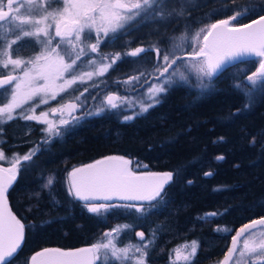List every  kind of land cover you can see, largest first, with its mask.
Returning <instances> with one entry per match:
<instances>
[{
  "label": "trees",
  "instance_id": "16d2710c",
  "mask_svg": "<svg viewBox=\"0 0 264 264\" xmlns=\"http://www.w3.org/2000/svg\"><path fill=\"white\" fill-rule=\"evenodd\" d=\"M213 1L198 0L187 10L188 14L183 12L175 17L174 24L157 29L160 33L154 25L152 34L147 32L144 40L151 45L158 43L162 57L163 51L171 48L172 37L186 31L194 34L202 27L201 23L209 19L214 23L234 14L228 10L210 12L214 6L243 3L239 8L254 9L244 17L246 21L258 18L257 13L264 14L260 12L264 0H219L221 3L217 4ZM129 44L114 46L122 55L110 72L107 90L122 88L132 59L138 63L137 70L154 69L157 62L161 63L162 58L155 61L154 51L145 53L146 59L126 55L132 51ZM195 46L186 44L177 55L183 56ZM36 49L32 40L23 39L14 46L12 54L28 56ZM256 60L228 66L205 89L198 87L200 81L194 69L181 67L188 80L173 84L162 93L159 103L142 114L140 107L147 103V91L139 89L140 84L123 88L120 92L138 106L133 119L125 121L128 115L108 110L54 139L45 134L40 123L25 120L21 115L0 123V147L6 156H23L38 149L32 161H21L16 180L7 191L12 208L26 229L24 246L11 264H30L31 256L45 248L91 247L104 241L105 233L125 225L130 227L113 234L117 247L142 246L151 241L145 264H171L173 249L192 241L196 242L197 251L188 264H220L237 231L264 217V86L251 85L247 80L258 68ZM182 61L189 66L196 63L187 57ZM172 71L169 69L165 75ZM203 82L208 83V78L204 77ZM107 90L104 94L112 92ZM89 92L81 97L85 106L94 91ZM3 102L0 97V104ZM107 156L129 158L130 171L134 173L172 172V180L161 193L163 198L139 203L103 202L135 204L142 207L141 212L116 207L107 212L101 210L100 214L89 213L84 201L68 195L69 173ZM2 165L10 168L11 161ZM51 175L56 178L54 187H43ZM258 229L264 226L249 231L241 239ZM137 232L144 233L143 241ZM259 258L256 253L248 261L264 264V259Z\"/></svg>",
  "mask_w": 264,
  "mask_h": 264
},
{
  "label": "snow or ice",
  "instance_id": "6c2138e0",
  "mask_svg": "<svg viewBox=\"0 0 264 264\" xmlns=\"http://www.w3.org/2000/svg\"><path fill=\"white\" fill-rule=\"evenodd\" d=\"M185 0H178L181 5V10L173 9L166 12L168 0H135V2L125 3L124 0H0V24L8 21L10 24V32L0 36V43H3V49L0 50V67L7 69L9 65L13 66V70L25 67L23 75L8 74L0 78V89L8 91L6 85H12L11 100L3 107H0V117L7 113V119H13L12 112L19 108L21 103L40 97L39 103H47L44 99L50 92L53 98L56 93L53 89L65 90V85L71 86L78 78L74 74V66L79 67L77 61L81 56L86 55L85 49L81 47L77 52V46L80 43H85L91 53H97L102 43L101 34L106 42L110 33L119 38L117 33L129 26L130 22L138 17L151 14L155 19L157 15L161 19H166L167 16H180L183 14V4ZM52 4L59 5L58 8H51ZM22 9L24 14L33 17L39 12L41 15L38 19L30 18L29 20H21ZM254 11L251 8H238L234 14L226 19H218L214 23H206L200 27L194 34L186 31L179 37H172L170 40L171 48L165 49L161 57V49L158 47H137L126 55L131 57L143 58V54L150 53L155 50L157 59L163 60V64H157L154 68L159 76L156 77L157 84H153L149 89V99L152 103L142 104L140 114L147 112L149 108L154 107L159 103V95L168 90V87L175 83V78L181 81H187L188 77L185 72L180 71V67L192 68L197 72V79L200 81L198 87L205 89L209 87L212 78L220 71V69L228 62L239 58L246 54H254L258 57H264V14L257 13L258 18L252 19L250 23H241V17H244L248 12ZM260 12L264 13V6L260 7ZM15 13V14H14ZM214 15H216L214 13ZM49 19L55 24V36L50 35L49 28L52 24H46ZM20 20V24L11 27L12 22ZM24 24H31L30 29L22 27ZM43 25V26H41ZM256 27H253V26ZM93 30L95 31V43L87 44L86 42L93 38ZM15 35L10 43H5L7 35ZM43 36V39H41ZM59 37V41L53 46V41ZM32 39V42L39 46V51L34 58L25 61L21 58H12L9 49L12 45L17 44L22 39ZM193 47L192 51L184 52V55H177L178 52L184 51L185 45ZM65 57H68L70 62H65ZM74 57V58H73ZM190 58L196 63L191 66L179 65L178 62L185 58ZM120 58V54H116V58L112 60L115 64L116 59ZM95 63V61H92ZM108 65L101 69L107 70ZM169 69L173 71L165 78V74L169 73ZM69 73L71 79L65 80L64 83L58 84V80L64 78V73ZM91 77V73H88ZM143 75V73L141 74ZM208 78V83L203 82V78ZM131 79H139L134 77ZM247 80L251 85L260 84L264 86V60L259 62V66L255 72L247 76ZM251 90V89H249ZM79 99V98H77ZM113 95L106 97V101L111 108H116ZM38 106V105H37ZM73 110L77 105L72 104ZM35 109H33V112ZM53 112L57 111L52 109ZM103 109H97L95 113L100 114ZM44 117V119H41ZM47 114L41 112L37 115H24L25 120H36L47 124L43 130L48 136H59L61 129L53 122L49 121ZM133 116H125L124 120H131ZM73 119H79L73 117ZM0 119V123H4ZM69 121L61 120L60 124H68ZM37 150H32L23 156L16 155L12 159L11 167L4 169L0 168V264H11L13 254L17 252L21 242L24 239L25 225L21 223L15 215L7 208V197L9 185L16 180L17 171L21 167V161H32L37 154ZM4 155L0 152V159H4ZM223 159V157H218ZM108 161H118V164L107 163ZM128 160L124 157H106L105 160H98L95 164L87 165L85 168L74 169L69 173V184L67 193L75 199L85 201L84 207L89 213L100 214L101 210L105 212L116 207L127 209H135L137 212L143 211L142 207H137L135 204H107V203H92L95 200L109 201L113 196H118L122 200H148L154 201L157 198H163L161 193L164 186L172 180V172L164 173H146L143 176H138L131 172L127 165ZM211 175V173H206ZM55 181V177L49 176L43 187L50 188ZM210 215H216L212 213ZM264 226V217L259 220H253L251 224H246L244 227L232 237V247L228 249L225 255L223 264L232 259L233 253L236 252L237 238L246 230L253 226ZM128 225L118 226L112 229L111 232L104 234L108 238L106 242L103 240L93 244L89 248H81L75 250H62L59 248L44 249L31 257V264H94L98 257V253L103 249L104 256L108 259L101 261V264H115L116 261L129 260V252L134 249L140 254L136 264H145L147 255L146 249L151 241L141 245H132L125 247H117L114 239L110 238L114 233L126 230ZM254 234V233H253ZM137 236L144 240V233L137 232ZM197 244L191 242V252L186 254L184 259L190 261L195 256ZM245 252L257 253L264 257V232L260 233V240L251 246L247 240L244 242V251L240 252V257L243 258ZM179 255V253H178ZM40 258L39 260L37 258ZM8 258V259H6ZM240 264V261H237Z\"/></svg>",
  "mask_w": 264,
  "mask_h": 264
},
{
  "label": "rangeland",
  "instance_id": "374dc122",
  "mask_svg": "<svg viewBox=\"0 0 264 264\" xmlns=\"http://www.w3.org/2000/svg\"><path fill=\"white\" fill-rule=\"evenodd\" d=\"M200 1L201 0H199V2ZM124 2L125 3H131V2H135V0H124ZM173 3H175V4H173ZM196 3H198V0H185V2L183 4V12H185V14H186L187 10L188 9L190 10L191 8H193L196 5ZM213 3L217 4V3H221V2L219 0H214ZM239 4L241 5L243 3H239ZM239 4L233 5V7L232 6L227 7L225 4H220V5H217L216 8H214L215 7L214 6V7H212V9H209V10H210V12L213 10L214 12H216V14L227 12V10L235 12V10L238 9L239 7H243V6H240ZM245 6H246V4H245ZM50 7L51 8H58L59 5L52 4ZM173 9H176L177 11L181 10V5L178 3V0H170V2H168V5H167V8L165 9V11L170 12ZM187 14H188V12H187ZM40 15H41V13L37 12L34 14L33 17H30L28 14H24L23 9H22L21 20H29L30 18L38 19ZM175 17H179V16L172 15V16H167L166 19H161L160 16L157 15L156 18L154 19L151 14H148V15H145L143 17L136 18L134 21L130 22L129 26H126L124 29L120 30L117 33L119 38H116L115 36H113L110 33L109 38H107V40L105 42V40L103 38V34H101L102 43H101L97 53H91L90 49L86 47L85 43L78 44L77 52L79 51V49L81 47H83L85 49L86 55L81 56V59L79 61H77V64L79 65V67L74 66V74L78 77L76 79L75 83H73L71 86L65 85L64 91H60V89H53V91L56 93L55 98H53L52 93L50 92L47 96L44 97V99L47 101V103H39L40 97H35L33 99L26 100V101L22 102L19 108H16L13 110V112H12L13 118L20 116V115L24 116V115H33L34 114V115L39 116L41 112L46 113L47 114L46 118L49 121L53 122L58 128L61 129V134L59 136H48V134L45 132V134H47V136L49 138L54 139L56 137L63 136L66 132H69L70 130H73V128H76L77 126L83 124L85 122V120L89 119L90 117L103 115L105 112H108V110L111 111L114 109V110H116V113L119 115L123 114V115H128V116H135V114H138V111H137L138 106H136V103L134 102L133 99H131V98L127 99L120 91H122L123 88L129 89V88L134 87L135 85L140 84V85L144 86V90L147 91V99L145 101L147 103H145V104L152 103V101L149 99L148 89L153 84H157L160 82L156 79V77L159 76V73L156 72L153 69V67L152 68L151 67H149V68L145 67V69L143 68V70H137L138 63H136L135 59H132L133 60L132 65H130L132 68L128 67L126 69L129 72V74L127 75V81L125 82L123 80V82H121L122 88L112 87V90L111 89L107 90L106 88L110 87V84H109L110 78H108V77L110 75V72L113 70L114 66L116 65V64L112 63V60L114 58H116L117 53L122 55L119 51L120 49L114 48V46H116V47L120 46L121 47L123 45L130 43L129 45L130 46L132 45V46L128 49H131V50H134L135 48L140 47L141 45H143L144 48H146V47L150 48L153 46L160 48L159 47L160 45L158 43L151 45L150 42H148L147 40L145 41L144 39L146 36L149 35L148 33L152 34L151 31H152V29H154V27H153L154 25L156 26V28H155L156 32H158L160 30L161 26H166L167 24H174L175 23V20H174ZM211 20L212 19H209L208 21L203 22L200 25H202V27H203L206 23H211L212 22ZM20 23H21L20 20L12 22L11 27H15L16 24H20ZM45 23L46 24H52V27L49 28V33H50V35L55 36V24L52 22V20L49 19ZM41 26H43V25H41ZM22 27H24L25 29H30L31 24H24V25H22ZM157 29H159V30H157ZM9 32H10V24L8 21H5V22H3V24H0V36L5 35L6 33H9ZM158 33H160V32H158ZM14 38H15L14 33L9 34V35H7L6 40L4 42L10 43L11 39H14ZM25 39H28V38H25ZM41 39H43V36H41ZM59 39H60L59 37L55 38V40L53 41V46H55V43L57 41H59ZM30 40H32V39H30ZM95 42H96L95 31L93 30V38L91 40L87 41L86 43L91 44V43H95ZM15 45L16 44L12 45L11 48L9 49L10 55L14 59L15 58H21V59H24L25 61H27L29 59L34 58L35 54L40 50L39 46H37L35 44L37 49L34 53H32L28 56H14L12 54L13 53L12 50H13ZM3 46H4L3 43H0V50L3 49ZM195 47H197V46H195ZM27 49H30V48L28 47ZM153 51H154L155 61L156 60L159 61L160 59H157L154 48H153ZM178 53H180V52H178ZM147 56L148 55L144 54L143 58L146 59ZM120 59L121 58L116 59V62H118ZM92 61H95V63H92ZM65 62L66 63L70 62L68 57H65ZM139 62H141V60ZM185 62L186 61H182L179 63V65H185L186 64ZM163 63H164L163 60H161L160 64H163ZM193 63L194 62H191V64H193ZM157 64H159V63L157 62ZM105 65H108L109 67H107V70L103 71V73L101 74V69ZM186 65H188V64H186ZM25 67H30V66L22 65L21 68H17L15 70H13L12 65H9L7 69L0 67V78H2L5 75H8V74H12V75H16V76L20 77L23 75V71H24ZM179 70L181 71V67L179 68ZM88 73H91V77H89ZM142 73H143V75H141ZM149 75H153V76L150 78ZM167 76L165 75V78ZM134 77H139V79L138 80L137 79H131ZM68 79H71V76L69 73L66 72V73H64V78L62 80H58L57 83L62 84V83H64L65 80H68ZM174 80L176 82L173 84L179 83L178 81H180L178 78H175V77H174ZM182 82H184V81H182ZM15 83H16V81H13L12 85H6L5 86L8 89V91H5L4 89H0V97H2L4 99V102L0 104V107H3L5 105V103H7L11 100L10 92H11V89L14 87ZM173 84L170 85L169 87L173 86ZM101 86H102V88H104L103 90H101V88H99ZM104 90L112 91V92H108V93L104 94V92H103ZM89 91H94V92L90 96L91 101H88L89 104L87 106H85V101H84L85 99H81V97H86L87 94H90ZM95 91H96V93H95ZM112 94L116 95V99H114V103H116V105H117L116 108H111L106 101V97L109 95H112ZM77 98H79V99H77ZM161 98H162V93L159 95V101L161 100ZM72 104L77 105L75 110H73L71 107H69ZM33 109H35L34 112H33ZM52 109H56L57 111L53 112ZM97 109H103V111H101L100 114H98V115L97 114L87 115L88 113H95L97 111ZM73 117H76L79 119H73ZM0 119H3L6 122L9 121L7 119V113H5L2 117H0ZM41 119H44V117H42ZM61 120H67V121H69V123L61 125L60 124ZM33 121L40 123L42 125L43 130L47 127V124H45V123H41V122H38L36 120H30V122H33ZM0 152H2L4 157H5L4 159H0V165H2L4 161H11V163H12V159L14 156H11V157L6 156L1 147H0ZM2 166H4V165H2ZM142 167H145V166H142ZM51 176L55 177V175H51ZM55 182H56V178H55L54 184L52 185L53 187L55 185ZM97 203H103V202H97ZM261 232H264V229H258L256 231L250 233L249 235H247V237H245L244 240H242V239H241L242 241L240 240V243H239L237 250H236V253H235L236 255H234V258H233L231 264H237V261H240V264H250L248 261V257L253 255V254L255 255L256 253L245 252L244 257L241 258L240 252L244 251L245 240H247L251 246H254L255 243H258L260 240V233ZM110 238L114 239V236H112ZM107 239L108 238H106L104 240V242H106ZM114 242H115V240H114ZM103 252H104V250L102 249L100 251V253H98L99 258L95 261V263L108 259L104 256ZM190 252H191V243H183V244L177 245L173 249V251L170 255L171 264H188V263H190L191 261H193L195 256L192 257L190 259V261H186L184 259V256L186 254H190ZM178 253H179V255H178ZM128 255L130 257L129 260L116 261L115 264H136V261L140 257V254L136 253L134 251V249L132 251H130ZM262 259H264V258L261 257L257 260H262ZM255 260L256 259H253L254 262H255Z\"/></svg>",
  "mask_w": 264,
  "mask_h": 264
},
{
  "label": "water",
  "instance_id": "95a60500",
  "mask_svg": "<svg viewBox=\"0 0 264 264\" xmlns=\"http://www.w3.org/2000/svg\"><path fill=\"white\" fill-rule=\"evenodd\" d=\"M256 19H257V18H256ZM250 22H251V21H250ZM250 22H248V23H250ZM246 24H247V23H246ZM253 27H256V26L254 25ZM256 57H258V56H255L254 54H246V55L240 56L239 58H237V59H235V60H232V61L226 63V64L220 69V71H222L223 69H225V68H227L228 66H231V65H233V64H235V63H237V62H240V61H243V60H248V59H253V58H256ZM263 60H264V57H263ZM220 71H219V72H220ZM219 72H218V73H219ZM2 78H3V77H2ZM114 97H115V96H114ZM107 157H124V156H107ZM105 158H106V157L101 158V159H98V160H105ZM124 159L129 161V164L127 165V167H128V169L130 170V165H131V161H130V159L127 158V157H124ZM98 160H96V161H98ZM96 161H93V162H91V163H88V164L82 165V166L77 167V168H85V166H87V165L95 164ZM107 163L118 164L119 162H118V161H108ZM0 168L7 169V167L2 166V165H0ZM77 168H75V169H77ZM146 173H150V172H141V173H135V174L138 175V176H143V175L146 174ZM152 173H163V172H152ZM13 183H14V181L11 183V185H12ZM168 183H169V182H168ZM168 183H167V184H168ZM167 184H166V185H167ZM11 185H9V186H11ZM166 185H165V186H166ZM165 186H164V187H165ZM8 188H9V187H8ZM6 197H7V208H8V210H10V211L12 212V214L15 215V216L17 217V219H19V217L16 215V213L14 212V210H13V208H12V205H11V202H10V200H9V198H8V194H7V193H6ZM114 200L131 201V202H143V201H146V200H122V199H119L118 196H113V199H112V200H109V201H114ZM103 201H104V200H95V201H92V202H103ZM84 202H85V201H84ZM259 219H261V218H259ZM259 219H256V220H259ZM19 220H20V219H19ZM20 221H21V220H20ZM251 222H252V221H251ZM251 222H249V223H247V224L250 225ZM21 223H22V221H21ZM245 225H246V224H245ZM260 226H262V225H256V226H253V228H251V229H249V230H246L244 233H242L241 236H239V237L237 238L236 249H237V247H238V245H239V243H240L241 238H242L246 233H248L249 231H251V230H253V229H255V228H258V227H260ZM243 227H244V226H243ZM243 227H241L238 231H240ZM238 231H237V232H238ZM25 237H26V229H24V239H23V241L21 242L20 247H19V249L17 250V252H16L15 254H13V257L11 258V261H12V260L18 255V253H19V252L21 251V249L23 248L24 243H25ZM54 248H57V247L45 248V249H54ZM81 248H89V246L80 247V248H73V249H62V248H59V249H62V250H66V251H67V250H75V249H81ZM43 250H44V249H42V250H40V251L34 253L31 257H33L34 255H36L37 253L42 252ZM235 253H236V252H235ZM235 253H233V255H232V259H230V260L227 262V264H231V262H232V260H233V258H234ZM6 259H8V258H6ZM37 259L39 260L40 258L38 257ZM224 260H225V259H224ZM224 260L221 261L220 264H223ZM30 264H31V258H30ZM94 264H96L95 261H94Z\"/></svg>",
  "mask_w": 264,
  "mask_h": 264
},
{
  "label": "flooded vegetation",
  "instance_id": "af4514ba",
  "mask_svg": "<svg viewBox=\"0 0 264 264\" xmlns=\"http://www.w3.org/2000/svg\"><path fill=\"white\" fill-rule=\"evenodd\" d=\"M245 17V16H244ZM244 17H241V23H244V24H246V23H248V22H250V21H246L245 19H244ZM224 19H226V18H224ZM246 21V22H245ZM253 59H257L256 61H257V63H258V66H259V62L261 61V60H263V57H256V58H253ZM142 85H139V89H143L144 88V86H142ZM139 203V202H138Z\"/></svg>",
  "mask_w": 264,
  "mask_h": 264
}]
</instances>
